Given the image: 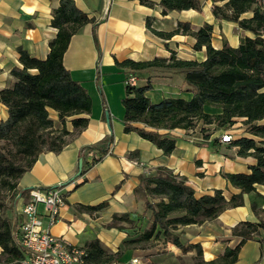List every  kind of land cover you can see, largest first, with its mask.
<instances>
[{"label":"crops","instance_id":"obj_1","mask_svg":"<svg viewBox=\"0 0 264 264\" xmlns=\"http://www.w3.org/2000/svg\"><path fill=\"white\" fill-rule=\"evenodd\" d=\"M153 1L154 5L149 7L137 0H73L77 8L94 20L83 24L71 36L63 55V64L70 76L79 81L91 97L88 123L73 131L67 120L65 127L72 133L65 145L57 152L44 150L39 153L29 170L17 179L16 185L18 212L27 197L26 191L31 187L60 185L65 194V206L59 220L51 227V233L78 247L98 239L109 253L121 252V259L128 258L129 261L133 258L130 254L137 249L125 248L123 241L136 236L134 223L117 222L115 226L110 223L113 215L122 213H128L135 222L140 219L138 214L143 211V201L135 188L143 177L154 176L162 168L183 179L197 196L218 189L229 199L239 189L233 187L222 173L248 172L256 162L252 154H237V147L231 144L218 140V144L213 145L211 139L219 137L214 128L208 131V138L197 131L170 130L175 137V148L167 155L137 133L123 131L121 99L129 70L117 65L116 61L169 58L172 52L179 59L202 61L205 58L204 47L200 50L193 48L194 37L180 32L168 39L161 38L147 28V17L152 28L166 32L174 30L179 21L188 22L193 30L205 22L211 23L214 48H220L223 41L237 46L240 37L250 35L238 27L234 41L218 35L219 24L226 21L212 15L209 0L203 1L199 10H173L165 15L161 14L157 0ZM58 3L59 0H0V90L14 81L10 70L13 66H20L19 48L37 58L47 56L49 41L57 32L50 25V19ZM132 73L137 85H143L150 77L151 87L146 95L152 102L166 97L189 99L192 95L185 90L179 74L153 69ZM105 111L109 114L110 130L106 125ZM49 116L57 120V112L52 109H49ZM6 117L7 109L0 102V121ZM244 128L243 118H236L224 132L237 138L248 135ZM109 133L113 136L109 152L77 175L81 149L101 143ZM82 155L86 160L91 157L85 151ZM21 190L25 192L21 194ZM101 201H107V204L99 210L88 211L82 207ZM240 221H264V184H256L253 191L244 193L241 205L227 207L215 218L198 224L178 225L176 231H179L180 239L200 243L203 259L208 261L238 241L231 236V230ZM14 224L17 228V223ZM263 238L264 229L259 236L242 244L237 260L232 264H264Z\"/></svg>","mask_w":264,"mask_h":264},{"label":"trees","instance_id":"obj_2","mask_svg":"<svg viewBox=\"0 0 264 264\" xmlns=\"http://www.w3.org/2000/svg\"><path fill=\"white\" fill-rule=\"evenodd\" d=\"M137 1L149 7L155 2ZM203 1L157 0L156 3L161 7V14L165 15L173 10H199ZM209 1L216 19L235 24L250 35L240 37L237 46L223 41L220 48H214L211 23L205 22L193 30L188 22L179 21L174 30L166 32L152 28L147 17V28L161 38L168 39L180 32L194 37L193 48L200 50L204 47L205 58L202 61L179 59L172 52L169 58L116 61L117 65L129 70L121 99L123 131L137 133L167 155L175 148V137L169 133L172 129L197 131L208 138L207 126L226 128L236 118H243L248 135L232 137L227 144L236 146L239 155L252 154L256 162L248 172L222 173L233 187L239 189L229 199L218 189L197 196L183 179L162 168L154 176L143 177L135 192L143 201V211L150 212L149 224L139 235L125 239L123 246L127 248L134 243L164 237V242L171 243L182 252L195 250L197 264H232L237 260L242 244L259 236L264 229V221L235 224L231 236L238 241L208 261L203 259L200 243H185L171 231L178 225L213 219L225 208L241 205L244 193L253 191L256 184H264V0ZM88 22H94L93 18L77 8L73 0H59L50 19V25L57 32L49 41L47 56L37 58L22 48L18 49L20 66H13L10 70L14 81L0 90V102L7 109L6 119L0 121V190L15 189L17 179L29 170L42 151L61 150L72 133L65 127L67 120L73 131L87 125L91 97L86 88L70 76L63 64V55L71 36ZM144 69L179 74L191 97L150 101L146 95L151 87L150 77L143 85L127 82L132 72ZM49 109L57 112L56 121L49 116ZM112 141V133H109L101 143L81 149L79 175L109 152ZM211 142L217 145L218 137L214 136ZM84 151L91 154L89 160L82 155ZM24 192L20 191L21 194ZM106 204L107 201H101L82 207L94 211ZM3 209L4 204L0 201V257H4L7 264H18L24 252L18 244L15 224L3 214ZM117 222L132 225L135 220L128 213H122L113 215L110 225L115 226ZM82 248L86 264H105L118 255V252L105 250L98 239L87 241Z\"/></svg>","mask_w":264,"mask_h":264},{"label":"built area","instance_id":"obj_3","mask_svg":"<svg viewBox=\"0 0 264 264\" xmlns=\"http://www.w3.org/2000/svg\"><path fill=\"white\" fill-rule=\"evenodd\" d=\"M127 82L136 84V77L130 75ZM231 133L224 132L218 137L219 142L228 143ZM196 139H199L196 138ZM135 163V162H134ZM22 202L17 227L18 244L24 256L18 264H86L85 250L73 246L61 237L51 233V227L59 220L65 206V194L60 185L52 187H31ZM130 264H141L135 258ZM105 264H119L112 260Z\"/></svg>","mask_w":264,"mask_h":264},{"label":"rangeland","instance_id":"obj_4","mask_svg":"<svg viewBox=\"0 0 264 264\" xmlns=\"http://www.w3.org/2000/svg\"><path fill=\"white\" fill-rule=\"evenodd\" d=\"M218 35L222 38L225 37L229 41H234L237 38L238 28L235 24L228 22L220 23ZM207 128L213 129L214 126L210 125ZM218 130L217 134L220 135L224 133L225 130H229V126L226 128H216ZM17 189H1L0 190V201L4 204L3 214L7 216L10 221L13 223H19L18 210L17 206L19 203L17 196ZM150 212L148 210L141 211L138 214V217L133 226V231L135 234L139 235L149 224ZM14 220V221H13ZM172 233L180 235L179 231L176 229L171 230ZM17 232V228H16ZM17 236V235H16ZM183 242H187L184 239H181ZM131 248L137 249L132 251L130 257L136 259L141 264H197L195 259V250L190 252H182L179 248L175 247L171 243L164 242V237L153 238L149 241H141L130 245ZM134 253V255H133ZM121 252H118V255L113 258L119 264H130L128 258L121 259ZM0 264H7L4 260V257H0Z\"/></svg>","mask_w":264,"mask_h":264},{"label":"water","instance_id":"obj_5","mask_svg":"<svg viewBox=\"0 0 264 264\" xmlns=\"http://www.w3.org/2000/svg\"><path fill=\"white\" fill-rule=\"evenodd\" d=\"M105 121H106L107 128L110 130L109 114H108L107 111H105ZM81 167H82V161H81V159H80L79 162H78L77 175L80 174V172H81Z\"/></svg>","mask_w":264,"mask_h":264}]
</instances>
